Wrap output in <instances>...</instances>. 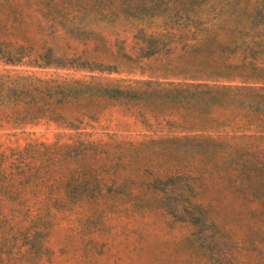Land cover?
<instances>
[{
	"label": "rangeland",
	"instance_id": "1",
	"mask_svg": "<svg viewBox=\"0 0 264 264\" xmlns=\"http://www.w3.org/2000/svg\"><path fill=\"white\" fill-rule=\"evenodd\" d=\"M10 46L0 264H264V0H0Z\"/></svg>",
	"mask_w": 264,
	"mask_h": 264
},
{
	"label": "trees",
	"instance_id": "2",
	"mask_svg": "<svg viewBox=\"0 0 264 264\" xmlns=\"http://www.w3.org/2000/svg\"><path fill=\"white\" fill-rule=\"evenodd\" d=\"M154 1L157 2V0H154ZM160 1L166 2L168 0H160ZM177 1L179 2L180 0H177ZM188 1H192V0H188ZM23 49L24 47L22 46H19V47L10 46L9 50L3 51V52L0 51V55L6 56V57L9 56L10 58L18 57L15 54H19L21 56ZM41 57L44 59H52V58H49L51 56H49L48 54H46L45 56H41ZM8 61H11V60H8ZM46 88L47 86H45V89ZM34 96L35 95H31L27 93L24 87L18 82H11L8 85H6L4 82L0 81V99L2 101H4L5 99L7 100L15 99V100H20L21 102H24L25 97H29L30 99L29 102H36L37 100H35ZM28 103H25V105H17V106H22L24 109L23 110L24 112H13L11 115H13V117L15 118H23V117L25 118V117H32L33 115L38 116L45 112V110H43L42 108L33 107L32 105ZM43 115H48V114H43Z\"/></svg>",
	"mask_w": 264,
	"mask_h": 264
}]
</instances>
